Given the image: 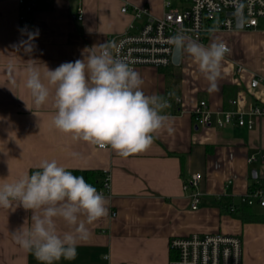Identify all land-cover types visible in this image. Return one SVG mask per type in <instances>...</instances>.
I'll use <instances>...</instances> for the list:
<instances>
[{"label":"crops","instance_id":"obj_1","mask_svg":"<svg viewBox=\"0 0 264 264\" xmlns=\"http://www.w3.org/2000/svg\"><path fill=\"white\" fill-rule=\"evenodd\" d=\"M19 3L0 0V182L30 174L44 159H56L83 177L87 171L104 173L94 186L98 190L106 174L109 177L103 193L109 201L108 216L89 226L91 237L78 245L74 260L62 258L56 264H172L176 253L170 248L171 238L193 232L245 235L246 264H264V223H243L223 213L218 203L222 195L240 201L250 185L264 186V119H257L252 129L236 122L215 124L237 94H243L247 104L264 105V86L251 87L256 75H264V33L217 31L208 37L204 45L217 40L229 47L214 91L186 56L168 68H134L144 81L145 94L171 103L165 112L174 131L159 134L147 151L124 158L110 147L74 142L57 131L52 104L37 109L24 86L26 68L34 62L43 72L44 65L54 70L83 59L85 49L139 26L135 7L146 6L159 18L167 4L181 10L191 0H39L28 31L39 32L30 54L17 51L28 33L21 31ZM124 5L127 12L122 11ZM80 13L83 20L77 19ZM201 100L211 112L209 126L199 125L194 116ZM195 173L201 174L197 209L192 208L191 188H185ZM30 216L22 207L0 208V264H40L11 235ZM254 225L261 226L258 236L251 232ZM59 230H66L62 222Z\"/></svg>","mask_w":264,"mask_h":264},{"label":"clouds","instance_id":"obj_2","mask_svg":"<svg viewBox=\"0 0 264 264\" xmlns=\"http://www.w3.org/2000/svg\"><path fill=\"white\" fill-rule=\"evenodd\" d=\"M38 34L28 32L17 51L22 48L30 54ZM169 43L181 58L198 66L209 91L218 89L222 61L229 52L225 43L213 40L204 45L183 31L172 35ZM82 55L83 59L54 70L44 65L41 72L34 62L26 68L24 86L37 109L52 104V126L57 131L74 142L110 147L124 158L147 151L159 134L174 131L165 112L170 104L159 95L145 94L140 73L119 55L114 41L94 45ZM108 206L102 192L56 159H44L30 174L0 182V208L31 212L11 235L40 264L74 260L78 245L91 237L89 226L108 216ZM59 222L66 230H59Z\"/></svg>","mask_w":264,"mask_h":264},{"label":"built area","instance_id":"obj_3","mask_svg":"<svg viewBox=\"0 0 264 264\" xmlns=\"http://www.w3.org/2000/svg\"><path fill=\"white\" fill-rule=\"evenodd\" d=\"M21 7V30L32 29L33 14L37 9L38 0H18ZM167 11L162 17L155 18L148 7H135L133 15L140 21L139 26L131 25L129 31L111 35L107 42L114 41L119 48V55L134 69L141 66H155L159 69L173 65L174 48L169 38L177 31H183L201 43L217 31L261 30L264 33V0H191L185 9H172L167 4ZM123 12L128 6L122 7ZM242 12V26L237 27L236 18L229 12ZM77 19L83 20L82 13ZM229 49L228 45L225 43ZM264 86V75H256L251 87ZM171 104L168 100H166ZM176 101L179 103L180 99ZM230 107L221 111L215 121L219 127L236 122L239 126L252 129L257 119H264V105L258 102L247 104L243 94L229 101ZM197 123L201 126L212 124L211 112L207 102L201 100L194 111ZM201 174L195 173L185 184L191 188L192 208L197 209L201 192L199 190ZM109 187L106 174L102 194ZM250 205L257 203L264 208V186L253 185L242 196ZM235 206L230 210L234 211ZM170 248L176 253L172 264H242L243 241L240 235L230 233L199 234L174 236L170 240Z\"/></svg>","mask_w":264,"mask_h":264},{"label":"trees","instance_id":"obj_4","mask_svg":"<svg viewBox=\"0 0 264 264\" xmlns=\"http://www.w3.org/2000/svg\"><path fill=\"white\" fill-rule=\"evenodd\" d=\"M39 1V0H38ZM39 6V4H38ZM37 6V9H38ZM36 9V10H37ZM35 13V12H34ZM37 169H33L32 171H35ZM30 172V173H31ZM74 175L81 176L79 172L73 171ZM102 172L97 171H87L84 175L86 181L93 186L97 184V178L100 175H103ZM102 186L104 184L102 183ZM253 187V185H250V189ZM218 203L222 212L227 213L231 215L234 218H237L241 220L243 223H264V215H258L253 211L252 205L248 204L246 201L243 200V197L240 199V201H234V199L228 195H222L218 199ZM231 206H235L236 209L234 211H231Z\"/></svg>","mask_w":264,"mask_h":264},{"label":"rangeland","instance_id":"obj_5","mask_svg":"<svg viewBox=\"0 0 264 264\" xmlns=\"http://www.w3.org/2000/svg\"><path fill=\"white\" fill-rule=\"evenodd\" d=\"M252 208H253V211L258 214V215H264V208L260 207L257 203H255L254 205H252ZM257 224H262V223H257ZM261 226L258 225V226H253L251 227V232L253 233V235L255 236H258L260 231H261ZM223 233V232H221ZM241 238H242V241H243V262L242 264H246V261L247 259L245 260L246 258V254H245V242H244V238H245V235H241Z\"/></svg>","mask_w":264,"mask_h":264},{"label":"water","instance_id":"obj_6","mask_svg":"<svg viewBox=\"0 0 264 264\" xmlns=\"http://www.w3.org/2000/svg\"><path fill=\"white\" fill-rule=\"evenodd\" d=\"M229 16H234L236 18V22H237V27L238 28H241L242 26V12L241 11H238V12H229L228 13ZM181 62V56L180 54L174 49V53H173V64L174 65H179ZM256 173L255 171L253 172V177H256L255 176Z\"/></svg>","mask_w":264,"mask_h":264}]
</instances>
